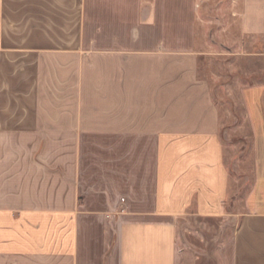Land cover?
<instances>
[{
    "label": "crops",
    "instance_id": "0c3cea01",
    "mask_svg": "<svg viewBox=\"0 0 264 264\" xmlns=\"http://www.w3.org/2000/svg\"><path fill=\"white\" fill-rule=\"evenodd\" d=\"M257 61L225 212L201 59ZM264 0H0V264H185L177 221L231 218L219 264H264Z\"/></svg>",
    "mask_w": 264,
    "mask_h": 264
},
{
    "label": "rangeland",
    "instance_id": "374dc122",
    "mask_svg": "<svg viewBox=\"0 0 264 264\" xmlns=\"http://www.w3.org/2000/svg\"><path fill=\"white\" fill-rule=\"evenodd\" d=\"M199 67L201 76L211 86L220 115L219 136L229 173V196L224 209L229 213L240 212L241 200L252 181V139L237 94L241 85L257 83L259 64L254 60L221 55L202 58ZM235 227L231 218L206 221L190 214L180 218L177 242L186 253L185 264H219L217 250L228 241Z\"/></svg>",
    "mask_w": 264,
    "mask_h": 264
}]
</instances>
